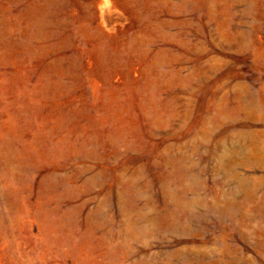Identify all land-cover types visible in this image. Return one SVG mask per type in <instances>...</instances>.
Returning <instances> with one entry per match:
<instances>
[{
  "label": "rangeland",
  "instance_id": "1",
  "mask_svg": "<svg viewBox=\"0 0 264 264\" xmlns=\"http://www.w3.org/2000/svg\"><path fill=\"white\" fill-rule=\"evenodd\" d=\"M0 264H264V0H0Z\"/></svg>",
  "mask_w": 264,
  "mask_h": 264
}]
</instances>
